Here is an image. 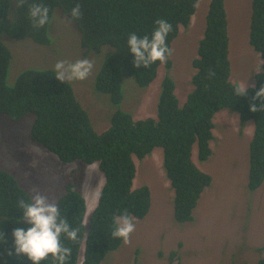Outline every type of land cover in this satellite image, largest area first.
<instances>
[{
	"label": "trees",
	"instance_id": "1",
	"mask_svg": "<svg viewBox=\"0 0 264 264\" xmlns=\"http://www.w3.org/2000/svg\"><path fill=\"white\" fill-rule=\"evenodd\" d=\"M198 0H28L49 9V20L56 8L70 18L80 33L83 54H100L107 48L94 79V90L109 96L116 108L109 117V127L97 133L87 111L76 99L72 86L58 82L53 69L28 68L7 83L11 53L2 41L5 35L17 40L30 39L39 45L54 42L48 25L35 29L28 15V5L16 7L15 0H0V114L22 127L30 141L54 155L62 164L80 161L97 163L104 175L98 205L91 212L87 225L85 199L71 184L54 200L61 216L78 229L75 242L61 237L71 249L67 264H102L118 250L122 240L113 238L114 218L127 211L134 219H145L150 211L151 193L147 185L134 187L138 164L154 152L162 156L161 168L168 181L173 222L189 223L193 219L201 194L210 187L211 177L196 165L212 155L213 118L222 110L237 114L243 126L252 122L249 142L247 187L254 191L264 184V111L250 112L249 104L259 107L264 101H252L255 92L264 86V0H251L248 41L263 60L261 70L254 74V86L237 96V83L230 78L228 59L227 11L224 0H210L205 16L197 57L191 65L192 91L179 106L175 82L166 75L160 84L156 119L134 121L122 111L126 81L146 88L156 78L157 61L147 69L134 68V56L127 48L130 34L151 37L155 21L163 19L172 25L166 38L167 47L178 36L179 27L187 28L196 11ZM77 3L82 17L72 20L70 10ZM113 50V51H112ZM169 70L171 60L163 63ZM215 73L209 77V71ZM152 84V83H151ZM30 118V119H28ZM2 141H6L4 137ZM197 150V161L192 152ZM30 194L18 180L0 169V264H31L23 255H15L12 231L27 230L18 201L30 202ZM177 223V224H176ZM177 227H180L177 225ZM13 253V254H9ZM41 264H52L51 259ZM255 264H264V258Z\"/></svg>",
	"mask_w": 264,
	"mask_h": 264
},
{
	"label": "rangeland",
	"instance_id": "2",
	"mask_svg": "<svg viewBox=\"0 0 264 264\" xmlns=\"http://www.w3.org/2000/svg\"><path fill=\"white\" fill-rule=\"evenodd\" d=\"M209 2L198 0L189 26L179 27L178 36L171 43L169 70L161 64L156 78L146 88L136 87L133 79L134 87H130V80L126 81L119 107L130 113L134 121L156 115L155 103L166 73L175 82L179 106L192 91L190 79L194 69L191 62L197 57V43L202 37ZM224 5L228 22L229 80L247 88L253 84L254 74L263 64L248 41L251 0H224ZM48 34L55 35L56 41L45 46L29 39L2 38L11 53L7 83L14 82L24 69L54 70L55 63L60 60H90L93 63L91 75L86 80L68 83L87 111L94 130L102 133L109 127V117L116 108L109 96L94 90V79L109 50L105 48L100 54L84 55L76 25L60 10L53 12ZM5 119L0 114V125H4L0 128V137L7 140L0 141V169L14 176L30 195V189L37 187L53 202L66 185L71 184L83 195L88 210L93 205L92 194L99 192L105 180L98 165L80 161L62 164L30 141L21 126L12 127ZM213 123L212 155L204 163L196 162L212 181L210 189L199 199L200 204L198 201L194 223H176L180 227L174 224L168 181L160 167L162 156L154 152L138 164V177L134 181V187H149L150 213L142 221L134 220L131 242L122 243L102 264H255L264 258V184L254 191L247 187L252 122L242 126L236 113L222 110L214 115ZM192 155L197 161L195 146Z\"/></svg>",
	"mask_w": 264,
	"mask_h": 264
},
{
	"label": "clouds",
	"instance_id": "3",
	"mask_svg": "<svg viewBox=\"0 0 264 264\" xmlns=\"http://www.w3.org/2000/svg\"><path fill=\"white\" fill-rule=\"evenodd\" d=\"M197 3L198 1L196 2V5ZM15 4L18 8L23 7L25 4L28 5V15L32 22V26L35 29H41L48 25L49 30L51 20H49V9L47 6L41 3H28V0H15ZM55 10L60 9L56 8ZM69 16L72 20L81 19L82 13L79 3L71 8ZM193 16L195 15H192L191 20ZM155 25L156 27L153 30L151 37H149L148 35H144L138 39V35L136 33H132L127 38V48L134 56V68L143 67L147 69L157 61L163 64L167 61L168 57L170 59L172 49L167 47L166 38L172 31V25L163 19L156 20ZM2 38L9 39L11 37L5 35ZM5 39H2V41L4 42ZM51 39L55 42L56 36H52ZM92 70L93 63L88 59H78L74 62L60 60L57 61L54 65V76L56 80L61 83L70 81H83L91 75ZM166 75L168 74L166 73ZM208 75L209 77H213L215 73L210 70ZM235 93L237 96L245 95L246 86L236 87ZM257 100L264 101V86H261L252 97V101ZM156 105L157 102L155 103V107ZM249 111H264V103H260L259 107L256 105V103H250ZM2 115L6 117L5 114ZM151 119H156V115L151 117ZM5 121L6 123L12 125V127L17 126L15 122L10 121L7 117ZM3 126V123H1L0 128H2ZM1 138L2 137H0V141H2ZM30 193V202H26L23 199L18 201V207L22 211L21 219L26 224L30 225V227H28L27 230H25L24 228H15L12 231L14 254L25 256L31 262V264H41L42 261H46L49 259H51L52 264H67L68 258L71 256V249L64 246L61 237L63 236L67 240L75 242L78 238V229L72 228L69 225L67 220L61 216L58 204L51 201L47 195L41 192L39 188L32 187L30 189ZM101 195L102 193L100 192V190L99 192H95L92 194L91 202L93 204L92 206L94 207L92 209L91 206L87 210L86 206L85 218H87V220L89 219L91 212L98 205ZM85 204L87 205V202ZM149 213L147 214V216L149 215ZM134 220L142 221L144 220V218L134 219V217L131 216V214L126 210L123 211L120 215L114 218V230L111 232V236L113 238L122 240L125 245L129 244L131 242V234L135 231ZM192 221H190L189 224H191ZM9 254L11 255L13 253Z\"/></svg>",
	"mask_w": 264,
	"mask_h": 264
},
{
	"label": "crops",
	"instance_id": "4",
	"mask_svg": "<svg viewBox=\"0 0 264 264\" xmlns=\"http://www.w3.org/2000/svg\"><path fill=\"white\" fill-rule=\"evenodd\" d=\"M209 189H210V187H209L207 190H205L204 193H207V191H208ZM204 193H203V194H204ZM203 194H202V195H203ZM202 195H201L200 199L202 198ZM200 202H201V200L199 201V204H200ZM199 204H198V205H199ZM198 205H197L196 208L194 209V212H193V221H192L191 223H194V221L197 219V215H198V214H197V211H195V210H198V209H197V208H199Z\"/></svg>",
	"mask_w": 264,
	"mask_h": 264
},
{
	"label": "bare ground",
	"instance_id": "5",
	"mask_svg": "<svg viewBox=\"0 0 264 264\" xmlns=\"http://www.w3.org/2000/svg\"><path fill=\"white\" fill-rule=\"evenodd\" d=\"M70 19V18H69ZM113 51V50H112ZM96 77V76H95Z\"/></svg>",
	"mask_w": 264,
	"mask_h": 264
}]
</instances>
